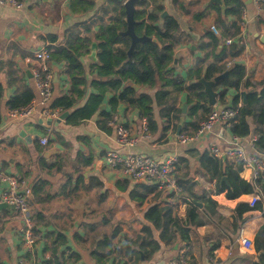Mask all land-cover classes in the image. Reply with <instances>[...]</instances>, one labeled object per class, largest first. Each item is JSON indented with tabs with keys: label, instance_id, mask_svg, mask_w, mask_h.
I'll list each match as a JSON object with an SVG mask.
<instances>
[{
	"label": "crops",
	"instance_id": "crops-1",
	"mask_svg": "<svg viewBox=\"0 0 264 264\" xmlns=\"http://www.w3.org/2000/svg\"><path fill=\"white\" fill-rule=\"evenodd\" d=\"M22 1L24 5L19 10L0 4V85L2 87L0 173L16 177L21 188L28 191L31 213L39 212L43 216V222L36 227L38 235L33 252L27 254L22 248L21 220L9 207H0V264H18L21 258L31 259L36 264H45L50 257V252L45 250V233L51 231H60L66 236V243L59 247L65 259L70 255L66 264H99L92 256L97 241L103 235L97 231L105 228L104 234L109 235L114 227L119 228L118 234L112 240L114 252L103 264H166L171 259L179 257H185L188 264L255 262L257 260L255 250L249 252L242 250L239 240L240 238L254 240L255 234L264 223L262 210L253 209L245 212L242 215L244 222L240 227H234L232 221L237 204L245 203L249 206L253 194H241L234 199L227 198L225 192L215 194V181H208L205 171L198 163L199 157H192L189 154L193 149L194 152L202 153L210 146L221 149L231 147L233 135L224 125H215L199 142L183 145L175 137L176 127L172 130L170 126L162 133L163 120L160 119L159 109L155 104H153V113L158 128L156 132L150 133L144 132L142 118L136 109L118 103L112 116L116 117L118 123H121L132 136L144 135L135 146L121 147L116 142L113 126L109 125L110 132L107 133L99 128L98 113L77 125L66 124L67 117L57 124L55 120L50 122L48 117L38 112L40 108L28 119L9 117L6 102L20 87L28 86L34 94L33 97L36 96L32 78L27 74L35 65L33 54L49 45L63 44L66 31L76 22L88 17V15L72 14L69 10L71 0ZM103 1L97 0V6ZM207 1L177 0L188 12L177 9L172 0L149 2L148 10L161 5L162 12H166L167 16L173 17L178 22L181 38L174 51L182 48L189 50L192 47L187 59H180L178 67L173 68L175 74L186 79L187 72L195 67L197 58L208 53L210 61L225 44L226 39H230L231 43L239 40L243 45L242 53L236 58L224 59L225 66L238 63L245 68L244 82L252 86L264 84V44L260 41V38L264 37V4L261 10L257 11L251 0H239L242 10L238 19L235 16H225L220 10V18L224 22L235 21L239 24L245 15L244 28L234 37H222L216 48L208 46L203 51L197 49V45L208 42L204 35L212 32L210 26H215L217 30V34L212 32L214 35L221 34V28L216 23L218 18L216 8L219 7L212 4L204 8L203 5ZM196 13H204V16L196 20ZM230 33L231 31H228L226 34ZM51 37L56 38L54 45L49 42ZM92 47L95 48L96 54V45L92 44L90 51ZM88 55L81 60L87 71L86 77L91 80L95 77L88 73V67L94 62L88 59ZM48 69L51 74L52 97L49 102L51 104L55 98L68 93L70 83L64 73L63 61L50 59ZM159 84L156 81L153 89L137 86V91L153 97ZM247 90L249 89L242 87L239 91L227 89L223 102L217 99L213 108L230 107L234 96ZM110 95L107 94L103 103L106 112H110L108 104ZM186 98V91L178 93L176 106L182 108V105L186 104ZM64 112L69 114V111ZM64 112H59V116ZM186 112L187 106L185 113L181 112L184 121L189 120L185 115ZM248 122L251 128H254L250 118ZM250 136L241 141L242 149L247 155L258 156L264 163V154L257 146L253 147L247 142ZM42 138L47 140L45 145L40 143ZM108 150H116L122 154H141L158 161L170 156L175 157L176 161L180 157L186 158L189 162V179L196 182L193 191L196 194L205 191L217 202L214 216L201 213L203 225L189 233L187 243L176 242L171 248L162 246L157 253L146 259L141 257L139 261L133 256L129 257L122 246L129 244V240H134L141 227L148 224L143 219V213L149 206L153 204L169 206L175 215L182 218L185 215L186 203L183 199L172 196V193L165 188H158L156 183L134 182L124 176L119 169L109 168L104 162V155ZM81 153L92 157L91 165L83 167L81 162L75 163L76 155ZM223 158L234 162L230 158ZM52 163L55 166L47 165ZM184 171L185 168L181 166L180 170L176 171V176ZM263 173L264 169L259 177ZM180 177L182 178V175ZM239 177L245 181H254L250 169L241 170ZM37 181L45 182V186L38 200H33L31 188ZM124 181L128 182L126 190H122L117 184V182L122 184ZM135 183L156 185L154 191L148 194L142 204H137L129 198V191ZM5 187V183H0V191ZM200 208L201 206L198 207L199 210ZM154 237L156 238L155 232ZM130 247L132 248L131 245ZM75 257L78 259L74 261Z\"/></svg>",
	"mask_w": 264,
	"mask_h": 264
},
{
	"label": "trees",
	"instance_id": "trees-1",
	"mask_svg": "<svg viewBox=\"0 0 264 264\" xmlns=\"http://www.w3.org/2000/svg\"><path fill=\"white\" fill-rule=\"evenodd\" d=\"M160 0H138L135 3L134 12V32L137 36L145 35L155 38L157 42L146 40L137 43L132 52L131 60H128L127 51L130 46V38L121 36L119 33L126 29L125 13L123 2L119 0H104L97 6V0H71L69 10L75 15H88L85 20H80L72 25L65 33L63 44H55L56 38L51 37L49 42L54 46H47L50 59L64 62V73L70 83L68 93L55 98L50 105L51 109H58L60 112L69 111L65 120L68 125L82 123L98 113L99 128L104 132H110L109 122L118 103H123L128 107L136 109L138 115L145 119L147 131L154 133L157 131V123L153 113V104L159 109V117L163 120L162 133L170 126L175 129L181 114V108L176 106L178 93L186 91L188 121H184L180 133L191 134L210 111L207 105L206 95L199 80H211L225 70L228 77L219 80L213 85V90L217 93V99L223 102L227 89L236 91L242 87L249 89L246 92L238 93L234 96L231 106L235 108L239 101L242 102L238 108V115L231 122L229 128L233 136L247 137L253 133L257 134V148L264 154V84L252 86L244 82L245 68L238 64L225 66L224 59L238 57L243 51V45L238 40L229 45H222L217 54L208 60L209 54L204 53L197 58L195 67L187 72L186 79L175 74L171 68L172 55L181 35L178 22L171 16L161 18L162 6L148 10L149 2ZM173 5L188 12L185 6L172 0ZM225 4V16H235L237 19L241 15L242 4L239 0H223ZM218 18L217 25L221 28V34L214 35L207 32L204 36L208 40L206 44L200 43L197 49L205 50L206 47L216 48L222 37H234L239 34V27L235 21L224 22L220 18V9L216 8ZM204 13H196L195 19L200 20ZM231 31L230 34H226ZM96 45V62L88 67V73L95 78L88 80L86 69L81 60L90 52V46ZM206 63V64H205ZM156 81L159 88L153 97L145 92H139L134 86L146 89H153ZM91 89V92L88 90ZM88 92V93H87ZM107 94L110 112L100 111ZM34 94L28 86L20 87L16 93L10 97L6 106L8 109H19L26 106L33 98ZM2 97V87L0 85V99ZM243 97L244 102H243ZM204 115V117H203ZM248 118L251 119V128ZM1 120V117H0ZM190 150L192 157H199V165L205 171L208 181H215L214 192H225V196L234 199L241 194H258L260 200L254 207H249L245 203H239L234 209L232 221L234 227H240L244 218L242 215L253 209H261L264 219V173L253 182L245 181L239 177L242 170L240 162H229L226 159L217 158L207 150L202 153ZM83 167L92 163L90 155L77 154L75 163H80ZM53 166L52 164H47ZM55 166V165H54ZM183 166L185 171L181 175L177 174L176 183L180 189L181 196L186 203L184 217H178L169 206L153 204L143 213V219L148 223L141 227L139 233L131 243L122 246L129 255L139 261L141 257L147 258L157 253L162 246L171 248L176 242L187 243L189 233L203 225L201 213L207 216H214L217 202L210 198L207 192L196 194L193 187L196 182L189 179V162L186 158L180 157L176 162V171ZM82 167V168H83ZM57 169H59L57 167ZM79 170V169H77ZM180 177V178H179ZM225 177L226 182H220ZM122 190H126L128 182L122 184L117 182ZM45 182L37 181L31 188V198L38 200ZM156 185L135 183L129 191V198L137 204H142L148 194L152 193ZM188 200V201H187ZM201 204L200 210L196 204ZM34 222V232L38 235L36 227L42 224L43 216L39 212L32 214ZM46 223V222H45ZM119 232L118 227H114L109 235L103 234L97 241L96 248L92 256L99 264H103L114 252L112 240ZM156 233V238L154 237ZM45 250L50 252V257L45 264H66L70 255L65 259L64 253L59 251V247L66 243V236L60 231L45 233ZM132 246V248L130 247ZM254 250L257 253V260L251 264H264V223L255 234L253 240ZM75 257L73 260H77Z\"/></svg>",
	"mask_w": 264,
	"mask_h": 264
},
{
	"label": "built area",
	"instance_id": "built-area-1",
	"mask_svg": "<svg viewBox=\"0 0 264 264\" xmlns=\"http://www.w3.org/2000/svg\"><path fill=\"white\" fill-rule=\"evenodd\" d=\"M123 3L127 0H122ZM257 11L261 10L264 0H251ZM1 5L9 6L13 9L19 10L23 7L22 0H0ZM243 21L238 24L239 30H243L245 24V15ZM210 30L217 34L215 26H210ZM230 39L225 40V44L229 45ZM35 61L34 67L30 69L31 78L33 81L36 96L30 102L19 109H8L9 117L12 119H28L38 111L42 116L48 117L50 120H55L59 117L58 109H51L49 102L52 97L51 74L48 69V62L50 61V54L46 48L36 51L33 54ZM241 101L235 108H211L209 113L198 122L197 129L191 134L180 133L176 138L180 144H193L199 142L205 137L215 125L222 124L227 129L231 127V122L238 115V108L241 106ZM110 126L115 129V139L121 147L135 146L141 136H132L129 131L121 124L118 123L116 117H112L109 122ZM142 126L144 132L147 131V123L142 119ZM245 137L232 136L230 142L231 147L218 148L210 146L209 152L217 158H230L234 162H240L242 170L250 169L253 180H256L262 169H264L263 161L256 155H247L241 146V141ZM258 136L253 133L248 138L247 142L253 147L256 146ZM46 138H42L40 143L45 145ZM105 164L111 169H119L122 174L134 182L144 181L153 182L158 185V188H165L172 196L182 198L179 187L176 183V158L173 156L167 157L162 161L154 160L150 157L135 154V153H120L116 150H108L104 155ZM0 183H5L6 187L0 191V204H5L11 209L15 216L21 220L20 236L22 248L27 254H31L36 244V235L34 232V222L32 220V213L29 208V195L28 191L21 188L15 176L4 175L0 173ZM260 200L258 194H253L249 200V206L254 207ZM188 201V200H187ZM264 210V201H263ZM240 248L244 251H253L254 245L250 238H240ZM18 264H36L31 259L21 258ZM166 264H188L185 257L171 259Z\"/></svg>",
	"mask_w": 264,
	"mask_h": 264
},
{
	"label": "water",
	"instance_id": "water-1",
	"mask_svg": "<svg viewBox=\"0 0 264 264\" xmlns=\"http://www.w3.org/2000/svg\"><path fill=\"white\" fill-rule=\"evenodd\" d=\"M137 1L138 0H127L123 3L124 13H125L126 29L124 31L120 32L119 34L121 36H127L130 38V46H129V49L127 51L128 60H131V52L137 43L143 42L146 40H151L152 42H157L155 38H150V37H147L145 35L137 36L134 32V23H135L134 12H135V3ZM212 4L217 5L220 8L222 14H225L226 7H225L223 0H208L203 5V7L206 8L207 6H210ZM166 16H167V13L162 12L161 18H164ZM260 41L264 44V37H261ZM190 49H192V47ZM189 50L187 48H182V49L174 51L173 55H172L171 68H177L178 62L180 59H187L188 54H189ZM88 59L93 61V62L96 61V54H95V48L94 47L91 48V51L88 55ZM27 74H28V76L31 77L29 72H27ZM226 77H228V71L227 70H225L221 74L216 75L211 80H205L204 78H201L199 80V83H201V85L203 87V92L206 95L207 105L209 107H213L217 101V93L215 92V90H213V85L215 83H217L219 80H222L223 78H226ZM134 89L137 90L138 89L137 86H134ZM244 98L245 97H243V102H244ZM186 106H187L186 104L182 105V108H181L182 113H185ZM103 110H104V105H102L100 107V111H103ZM67 116H68L67 112L62 113L57 119H55L56 124L59 123L61 120H64ZM50 122H51V120H50ZM183 122H184V118L181 117L179 119L177 125H176L175 137H177L180 134ZM139 182H143V181H139ZM220 182H226V178L222 177ZM5 206H6L5 204H0V207H5ZM196 206L200 207L201 204L197 203Z\"/></svg>",
	"mask_w": 264,
	"mask_h": 264
},
{
	"label": "rangeland",
	"instance_id": "rangeland-1",
	"mask_svg": "<svg viewBox=\"0 0 264 264\" xmlns=\"http://www.w3.org/2000/svg\"><path fill=\"white\" fill-rule=\"evenodd\" d=\"M175 178H176V176H175ZM110 229L111 228H109V231H110ZM104 230H105V228H101V229H99L97 232L99 233H101V234H104ZM92 234H94V233H92ZM96 235H97V233H96Z\"/></svg>",
	"mask_w": 264,
	"mask_h": 264
}]
</instances>
